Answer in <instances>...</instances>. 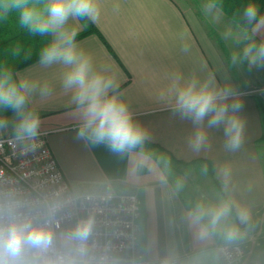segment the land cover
<instances>
[{
	"label": "crops",
	"instance_id": "1",
	"mask_svg": "<svg viewBox=\"0 0 264 264\" xmlns=\"http://www.w3.org/2000/svg\"><path fill=\"white\" fill-rule=\"evenodd\" d=\"M99 3L100 17L91 21L99 34L88 32L76 41L93 57L97 70L115 76L118 92L149 139L136 148L114 152L106 143L78 138L80 115L59 86L60 69H42L37 58L14 72L53 86L49 98L34 96L30 107L40 115V130L47 132L49 148L65 179L75 191L109 185L116 193L137 197L138 252L134 257L138 259L229 264L218 248L238 243L243 256L235 264H264V69L230 63L235 44L227 34L238 29L225 15L218 22L207 17L202 11L205 0ZM70 23L77 34L87 27L83 20ZM49 39L21 28L15 13L0 20V42L20 46L30 42V54L40 52ZM185 44L187 52L182 51ZM23 56L21 52L16 58L21 61ZM173 72L200 80L211 74L220 88L232 90L243 104L239 115L245 121L239 150H226L223 126L207 128V121V144L198 152L190 147L191 121L175 114L171 99L159 98ZM15 123L10 114L0 135L16 132ZM225 199L248 208L250 220L240 225L246 235L229 242L218 231L201 239L188 212L198 203L213 206ZM229 222L239 223L235 210ZM131 256L127 251L123 259Z\"/></svg>",
	"mask_w": 264,
	"mask_h": 264
},
{
	"label": "clouds",
	"instance_id": "2",
	"mask_svg": "<svg viewBox=\"0 0 264 264\" xmlns=\"http://www.w3.org/2000/svg\"><path fill=\"white\" fill-rule=\"evenodd\" d=\"M202 11L213 21H220L223 0H205ZM13 13L29 34L50 37L40 50L38 64L42 69H60L59 86L80 115L78 138L106 143L114 152L136 148L149 139L147 130L134 120L129 103L118 92L115 76L97 70L93 57L76 41L77 32L70 22L97 21L101 14L99 0H0V20ZM231 22L238 31L227 34L235 44L230 63L246 64L249 70L264 69V12L260 5L248 0ZM182 51H188L187 44ZM21 52L18 44L12 49L13 56ZM52 94L53 86L47 80L14 72L6 62L0 63V129L7 128L10 113L15 117L17 140L30 141L33 150L39 147L43 143L39 140L41 118L30 104L34 96L46 100ZM159 98L171 99L175 114L191 121L194 131L189 145L194 151L207 144L206 127L223 126L226 150L234 152L242 146L245 121L239 112L243 104L232 90L220 88L213 75L200 80L195 75L185 78L173 72ZM234 210L239 223L229 222ZM187 216L201 239L219 231L229 242L246 235L240 225L250 220L248 208L231 199L213 206L198 203ZM58 220L53 211L37 213L19 201L0 198V264H36L37 257L53 248L59 234ZM93 229L94 218L86 216L64 235L83 243Z\"/></svg>",
	"mask_w": 264,
	"mask_h": 264
},
{
	"label": "built area",
	"instance_id": "3",
	"mask_svg": "<svg viewBox=\"0 0 264 264\" xmlns=\"http://www.w3.org/2000/svg\"><path fill=\"white\" fill-rule=\"evenodd\" d=\"M43 143L36 149L17 134L0 136V198L14 199L28 210L53 211L59 217L57 240L36 264H177L175 259H138L136 236L138 200L133 194L116 193L109 185L90 192L71 188L52 154L47 132L40 130ZM92 216L94 229L86 242L64 235L80 218ZM222 259L237 263L243 256L238 244L221 245ZM132 253L126 261L123 254Z\"/></svg>",
	"mask_w": 264,
	"mask_h": 264
},
{
	"label": "trees",
	"instance_id": "4",
	"mask_svg": "<svg viewBox=\"0 0 264 264\" xmlns=\"http://www.w3.org/2000/svg\"><path fill=\"white\" fill-rule=\"evenodd\" d=\"M247 2L248 0H223L224 14H226L232 20L233 16H235L237 13L242 11L243 6ZM256 2L260 5L261 11L264 12V0H256ZM83 22L86 24L87 27L83 32L77 34L76 38L88 32H96L97 34H99V32L97 31V29L90 20H83ZM21 43H22L21 45L22 54L24 56L22 57L21 61H18L17 59L16 60L13 59L16 58V56L12 55V49L17 44L19 45V42H0V63L13 62V65L10 66L13 69V71L39 58L40 52H32V50H31L32 52L31 54L25 55V53H28V50L30 49L29 47L30 42H21Z\"/></svg>",
	"mask_w": 264,
	"mask_h": 264
},
{
	"label": "rangeland",
	"instance_id": "5",
	"mask_svg": "<svg viewBox=\"0 0 264 264\" xmlns=\"http://www.w3.org/2000/svg\"><path fill=\"white\" fill-rule=\"evenodd\" d=\"M229 20H231L226 14H224ZM232 21V20H231ZM14 60H16L17 58H13ZM10 61H11V59H10ZM9 66H11V65H13V62H9V63H7ZM262 101V100H261ZM262 108H264V101H262ZM10 115V114H9ZM11 134H16V132H9V133H7V134H2V135H0V136H5V135H11ZM262 143H264V141H262ZM262 143H259L258 145L260 146Z\"/></svg>",
	"mask_w": 264,
	"mask_h": 264
}]
</instances>
